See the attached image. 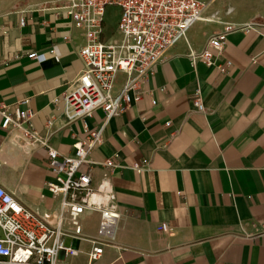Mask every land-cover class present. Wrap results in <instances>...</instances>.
I'll use <instances>...</instances> for the list:
<instances>
[{
  "label": "crops",
  "instance_id": "1",
  "mask_svg": "<svg viewBox=\"0 0 264 264\" xmlns=\"http://www.w3.org/2000/svg\"><path fill=\"white\" fill-rule=\"evenodd\" d=\"M198 1L210 3L206 15L218 12L223 23L264 24V0ZM54 6L55 0H0V102L28 99L33 128L45 137L44 123L52 118L50 144L71 155L85 132L80 120L68 122L61 99L82 69V37ZM223 29L193 25L187 41L156 66L142 98L104 126L103 144L89 158H113L120 166L111 171L121 213L116 248L89 263L90 245L64 238L78 253L61 252L55 264H264V27L227 36L215 64L231 62L228 73L202 61L193 68L188 50L202 51ZM30 51L45 61L29 59ZM198 87L205 113L191 104ZM104 122L98 110L87 126ZM21 145L0 128V186L33 211L54 212L59 199L44 188L50 179L46 152L26 153ZM143 162L146 171L131 169ZM101 173L94 170V182ZM97 220L82 221L86 234L95 235Z\"/></svg>",
  "mask_w": 264,
  "mask_h": 264
},
{
  "label": "built area",
  "instance_id": "2",
  "mask_svg": "<svg viewBox=\"0 0 264 264\" xmlns=\"http://www.w3.org/2000/svg\"><path fill=\"white\" fill-rule=\"evenodd\" d=\"M111 7L119 9L118 40L105 36L104 18ZM209 7L210 3L198 0H55L52 9L56 15L68 19L70 27L81 32L82 43L77 55L82 69L67 86L61 102L68 122L80 120L85 136L77 139L71 155L61 154L48 139L54 124L52 118L44 123L48 136L42 137L33 128L34 113L27 106L28 99L11 105L0 102V128L7 133L9 142L20 140L26 153L41 149L46 152L50 179L44 183V188L53 198L59 199L54 212L38 213L0 186V229L3 233L0 264H55L61 252L77 255L78 251L64 245V238L87 242L89 263L99 260L105 248H116L115 231L121 213L111 171L120 166L113 158L96 162L89 155L103 144L107 122L142 98L156 66L178 42L187 41V33L193 25L204 22L224 26L223 31L207 40L202 51L197 53L189 49L187 53L193 68L202 61L222 75L232 67L229 61L215 64L224 50L227 36L237 31L258 32L264 27L262 23H223L218 12L206 15ZM24 22L21 18L19 25L23 26ZM50 53L55 52L52 49ZM27 57L39 63L46 59L35 51H30ZM119 75H123L124 80L116 88ZM191 104L195 111L206 112L199 87ZM98 110L105 114V122L99 128L89 129L87 120ZM95 169L102 172L97 182H94ZM131 169L143 172L148 164H135ZM92 215L98 217L94 236L86 234L82 227V221ZM159 229L167 231L168 228L161 225Z\"/></svg>",
  "mask_w": 264,
  "mask_h": 264
},
{
  "label": "rangeland",
  "instance_id": "3",
  "mask_svg": "<svg viewBox=\"0 0 264 264\" xmlns=\"http://www.w3.org/2000/svg\"><path fill=\"white\" fill-rule=\"evenodd\" d=\"M119 18V9L115 7L108 8L104 18L105 22V36L108 38L114 35V39L118 40L120 36L116 33V26ZM123 80V75L118 76L117 84ZM0 236H2V231L0 229Z\"/></svg>",
  "mask_w": 264,
  "mask_h": 264
}]
</instances>
